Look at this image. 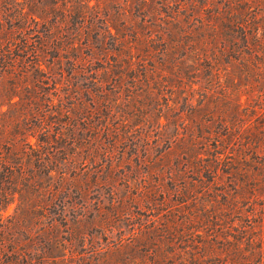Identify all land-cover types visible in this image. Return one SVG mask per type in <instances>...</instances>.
I'll return each instance as SVG.
<instances>
[{
	"label": "rangeland",
	"instance_id": "rangeland-1",
	"mask_svg": "<svg viewBox=\"0 0 264 264\" xmlns=\"http://www.w3.org/2000/svg\"><path fill=\"white\" fill-rule=\"evenodd\" d=\"M11 36L0 264H264V0H0Z\"/></svg>",
	"mask_w": 264,
	"mask_h": 264
},
{
	"label": "trees",
	"instance_id": "trees-1",
	"mask_svg": "<svg viewBox=\"0 0 264 264\" xmlns=\"http://www.w3.org/2000/svg\"><path fill=\"white\" fill-rule=\"evenodd\" d=\"M9 4L6 3L5 4V9L7 10V12L10 11V5L8 6ZM34 22H36V20H34ZM4 41V43H3ZM1 43H0V56H2L3 58L6 57V58H10L12 55H13V58H10V59H14V57L16 55H20L21 53H24L25 52V49L26 48H29L31 46V44L28 42V40L26 38H24L23 40L20 38L19 41H17V38H12L11 37H8L6 38L5 40H3ZM20 53V54H19ZM26 54V52H25ZM25 56V55H23ZM33 56V55H32ZM11 64H9L12 68H14V65H15V61L11 60L10 61ZM44 114H42V118L40 120L41 124H45V126H43L42 128H46L48 124L44 123ZM45 139L47 138L48 139V136H44ZM43 140V142H45V145L46 147L48 148H52L53 147V144L52 142H48L46 140ZM4 161V160H3ZM0 168H4L5 170L3 171V173L0 174V192H2V187H3V184L5 185V182H8L10 183L11 182V173L12 171L14 170L12 166H7L6 164H4V162H2V159H0ZM18 170L21 171L22 170V167H18ZM9 174V176H8ZM18 194H21V190H16ZM54 198H51L50 202L48 204H45V205H42L41 206V209H42V212L40 213L41 217H45L46 216V210L48 209V206H51L52 203H53V200Z\"/></svg>",
	"mask_w": 264,
	"mask_h": 264
}]
</instances>
